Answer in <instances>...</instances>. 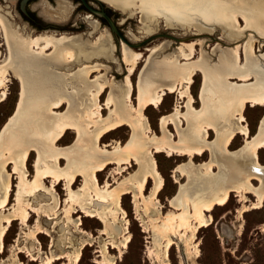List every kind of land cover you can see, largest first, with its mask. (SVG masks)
I'll return each instance as SVG.
<instances>
[{
    "label": "bare ground",
    "instance_id": "6f19581e",
    "mask_svg": "<svg viewBox=\"0 0 264 264\" xmlns=\"http://www.w3.org/2000/svg\"><path fill=\"white\" fill-rule=\"evenodd\" d=\"M103 1L127 13L128 16L134 13V8H138L143 17L151 22V25L147 23L144 28L146 33L154 31L159 19H163L168 27L178 26L185 30L190 25H195L207 31L215 29L218 25L226 30L228 35H233L230 36L232 39H236L239 36L238 27L241 26L239 18H244L247 25L256 28L258 34H264L262 5L264 1L261 4V0H138L139 5L136 4V0ZM88 26L95 30L99 24L95 20H90ZM0 30L4 34L9 51L6 63L0 64V87L6 85L7 74L11 71L24 88L17 102L16 114L9 117L0 131V253L3 251V236L15 218H19L22 225H27L31 216L30 211L37 212L36 230L32 228L27 232L31 239L37 241L39 239L37 234L43 232L39 220L45 215L39 211V207L29 205V201L22 203L20 196L17 195L16 205L7 213H3L1 209L8 204L11 190L10 173L3 174L9 163L13 164L12 173H18L20 183L30 186L29 194L33 197L38 196L36 193L41 189L55 193V184L64 180L68 194L65 201L69 202L71 212L75 211V203L85 215L97 216L104 221L107 217L105 213L111 212L114 220L121 221L125 233L122 239L123 247L130 240V234L127 215L121 205V196L130 193L136 207L139 206L137 199H142L145 213L149 211L147 206L149 199L159 214L157 193L164 184L153 152L164 151L168 155H186L188 162L177 166L183 173L189 170L188 166L194 165L193 158L196 155H202L205 151L210 154L207 161L195 167L204 169L203 188L210 189L211 195L202 199L197 194V205L193 204V212L188 207L189 203L187 205L189 201L187 198L171 199L177 206L184 208L179 226L189 229L190 238H195L199 227L211 224L212 217L205 211H210L217 205H224L231 191L240 195L244 202L248 201L245 193H251L255 197V201L249 202L248 205L244 204L239 213L258 209L263 205L264 164L258 159L257 153L264 147V116L260 119L255 134H250L243 114L247 103L264 106V55L257 54L256 57H251L255 56V33L249 35L243 45L236 41V45L230 51L222 50L219 64L216 66L208 64L205 56L199 62H191L195 45L193 42L182 43L176 51L168 54L160 63L157 62L147 77L144 79L139 77L138 102L134 106L130 97L133 86L131 76L143 57L142 52L134 51L122 42L120 63L126 66L125 76L120 79L121 81L107 77L106 73L113 70V66L94 59L99 57L113 59L117 63L116 73L121 74L122 69L114 56L115 44L108 32L99 34L92 41L83 38L81 34L44 32L29 35L24 28H19L2 13H0ZM242 48L246 56L243 66L240 65L239 60ZM156 50L157 46L151 47L149 54ZM247 53L251 56H247ZM148 58L145 57V60L148 61ZM70 64H78V67L71 72L60 70ZM101 70L104 73L100 74ZM95 71L99 74L91 78L90 73ZM153 71L157 75L156 79L151 74ZM197 72H201L203 76L200 92L203 105L200 109L194 108V97L189 91L190 85L194 82L193 76ZM172 77L174 81L165 85L154 81L168 80ZM253 77L255 82L250 85L237 84L229 80L249 81ZM77 85L80 87L76 88ZM69 88L72 91H69ZM107 88L109 92L104 104L109 111L104 116L99 99ZM177 89L180 97L187 98L186 112L181 113L176 104L173 111L161 115L159 124L162 136H157L151 132V126L143 111L150 105L161 104L164 95ZM74 92L78 95L76 96L78 99L76 98L77 101L73 103L67 95ZM0 96V100L6 96L4 89ZM22 103V113L17 116V110ZM65 103H68L65 112L59 114L52 112ZM182 118L186 121V127L180 128L179 131ZM169 123L174 124L178 130L177 140L171 132L169 133ZM16 124L20 125L19 129L11 127ZM124 125H129L131 128V135L124 145L117 141L109 150L106 148L109 146L107 142L100 144L103 136ZM8 126L15 132H8ZM71 129L76 133L74 143L70 146H59L63 136ZM210 130H213L215 135L212 140L209 139ZM237 134L243 135L244 143L238 149L230 150L229 145ZM34 149L37 150L36 173L30 181L26 159L29 150ZM62 159L66 160L64 166H61ZM131 162L137 164L136 170L119 180L114 176L110 179L109 173L107 179L100 185L98 172L103 171L108 164L115 163L118 166V173L127 168ZM192 173L191 171L189 177L194 178ZM77 176L83 177V183L74 190L73 184L77 181ZM46 177L52 178V184L48 188L43 183ZM149 179H152L153 185L149 193L145 194ZM253 179L257 181L256 184L252 182ZM205 193L208 194V191ZM53 196L55 205L57 206L58 203L60 205L57 196L55 194ZM189 220L193 222L189 223ZM73 222L75 227H79L78 217ZM91 239L92 237L87 236L86 233V240ZM87 243L91 242L85 241L75 247L73 264L80 259L81 249ZM171 244L172 239L167 235L164 238L162 251L158 250L166 264H168L167 251ZM25 249L32 256L30 249L27 247ZM101 249L103 253L107 252L105 244ZM41 250L37 253L40 254ZM60 257L61 255L57 254L46 255V259H42L41 264H50ZM11 259L14 260L12 257ZM115 259L116 257L113 256L108 260V264H114ZM98 261V264L103 263Z\"/></svg>",
    "mask_w": 264,
    "mask_h": 264
},
{
    "label": "rangeland",
    "instance_id": "374dc122",
    "mask_svg": "<svg viewBox=\"0 0 264 264\" xmlns=\"http://www.w3.org/2000/svg\"><path fill=\"white\" fill-rule=\"evenodd\" d=\"M40 1L41 0H35L33 4H38ZM68 1L71 2L73 8L65 22H53L47 20L42 16L40 7H36V5L30 7V10L37 21L43 24L51 23L53 25H58L56 27L38 29L31 24H28L25 21V18L20 14L17 0H0V13L6 15L8 19L15 23L19 28H24L26 34L29 35H36L44 32L54 34L65 33L70 35L81 34L83 38L92 41L99 34L108 32L115 44L114 56L118 63H120L121 44L122 42H125L117 34L111 32L104 19L84 7L80 0ZM262 1L264 0H261V4ZM48 2L50 5L56 6L57 0H49ZM87 3L98 10L102 5L104 10L107 11L109 16H111L115 22L120 34L129 44L139 43L150 35L164 34L163 36L153 38L152 40L143 43L139 47H132L125 43L128 47L130 46V49L141 51L143 55L131 76L133 86L131 88L130 97L132 99L131 104L134 106H136L138 102L139 77L143 79L147 77L150 74V70L154 68L153 66H155L157 62L160 63L168 54H172V52L176 51L184 42H193L195 45L193 53L194 57L190 60L191 62H199L205 56L208 64L216 66L219 64L222 50L230 51V49L236 45V41L243 45L249 35L255 33V56H251L250 53H247V56L250 55L251 57H256L257 54L261 56L264 55V34H258L256 28L247 25L244 18H239V24H241V26L238 27L237 33H239V36L236 39H232L230 36L233 35H228V32L218 25L215 29L213 28L207 31L199 29L195 25H190L187 27V30H185L178 26L168 27L163 19H159L154 31L146 33L144 28L147 23L151 25V22L143 17V14L138 8H134V13L131 16H128L127 13L122 12L103 0H87ZM139 3L140 2L136 0V4L139 5ZM262 5L264 6V4ZM88 20L97 21L99 27L95 30L92 29L88 26ZM155 46H157V50L154 51V53L152 52L149 54V49ZM49 52L50 50L47 51V53ZM8 57V47L4 34L0 30V64L6 63ZM145 57H149L148 61L145 60ZM245 59L246 56L242 48L239 59L241 61V66L245 64ZM94 60L113 66V70L111 69V71L106 73L107 77H110L111 79L114 77V80L116 81H121L124 78L126 73V66L124 63H120V67L123 70L121 69V74H117L115 71V65L117 63H115L113 59L109 60L99 57ZM179 60L183 62L182 59ZM148 64L149 66H147ZM77 67L78 64H70L69 66L60 68V70L62 72H71ZM91 73V78L99 74L98 71ZM101 73H104V71L101 70L100 74ZM154 73L155 71L151 74L156 79L157 75ZM7 75L8 81L5 82L6 85L2 88L0 87L1 92L2 89L6 92L4 99L0 100V131L9 117L16 114L17 102L21 96L22 89L24 90L20 80L16 78L11 71H9ZM172 78L168 80L154 81L161 85H165L174 81V77ZM229 80L237 82V84L250 85L255 82V77L249 81H238L236 79ZM193 81L194 82L189 87V91L190 93L192 92L191 95L194 97V108L200 109L203 105L200 98L203 83L202 73L197 72L193 76ZM78 87L80 86L77 85L76 88ZM178 90L179 89L171 93L168 92L163 96L161 104L157 106L150 105L143 111L146 115V120L151 126V132L157 136H162L159 124L161 115L173 111L176 104L181 113L186 112L185 102L187 98L180 97ZM69 91H72V89L69 88ZM108 92L109 88L105 90L99 99L100 105L103 107L102 110L104 116H106L109 111L104 104ZM67 96L73 103L78 99V95L75 92L68 93ZM22 106L23 103L21 104L20 109L17 110V116L22 113ZM67 108L68 103H65L60 108L53 109L52 112L55 114L63 113ZM243 111L246 124L249 127V133L255 134L258 123L264 116V106H253L247 103ZM182 119L183 122L178 128L179 131L181 130L180 128L186 127V121L184 118ZM11 127L19 129L20 125L18 126L16 124ZM7 130L8 132H15L9 126L7 127ZM168 130L169 133L171 132L174 139L177 140L178 130L175 125L169 123ZM130 135L131 128L129 125H124L123 127H119L103 136L100 140V144H105L107 142L109 146L106 148L110 150L112 144L117 143V141L124 145ZM214 137L213 130H210L209 139L212 140ZM75 139L76 133L71 129V131L69 130V132L63 136L62 140L59 142V146H70L74 143ZM243 143V135L237 134L229 145V149L236 150L241 147ZM152 154L158 165L157 167L163 176V188L157 193L160 215L153 202L149 199L147 200L149 211L145 213L142 208V206H144L142 199H137L136 202L139 206L137 205L138 207H136V203L133 201V197L130 193L121 196V205L127 215L128 233L130 234V240L125 247L122 246V239L125 236V233H123L121 221L117 218V220H114L111 212L105 213V216H107L105 217L106 221L97 216L85 215V212H82L76 203L74 204L75 211L71 212L69 202L67 203V201H65L68 194L64 180L55 184V193L41 189L36 193L38 196L36 195L33 197L29 194L31 190L30 186L20 183L18 173H12L13 164L9 163L3 174L6 175L10 173L9 179L11 182V190L9 193L8 204L4 209H1L3 213H7L11 210L12 207L16 205V197L20 196L22 203L29 201V205L35 206V208L39 207V211L41 213L43 212L45 215L39 220L43 232L37 234V239L39 238L37 241L31 239L32 237L27 233L32 230V228L33 230H36L35 225L38 219L37 212L30 211L31 216L27 225H22L19 218H15L12 221L6 230L5 236H3V251L0 253V264H2V262L3 264H41L42 259L45 260L46 255L51 254L61 255V257L55 259L50 264H73V251L75 247L85 241L91 243H87L81 249L80 259L75 264H98V260L103 261L102 264H108V260L113 256L116 257L114 264H166L161 252L158 250L160 249V251H162L164 238L167 235L172 239V244L167 251L168 264H264V201L263 205L258 209H251L239 213L243 208V205H248L249 202L255 201V197L251 193H245L248 201L244 202L240 195L236 194L235 191H231L229 199L224 205H217L210 211H205L207 215L210 214L212 217L211 224L199 227L196 231L195 238H190L189 229H186L184 226H179V223L182 220L181 215L184 214V208L183 206H177L175 201H171V199L173 197L179 199L187 198V200H189L187 201V205L189 203L188 207L190 211L192 210L191 212H193V204L197 205V194L200 195L202 199H206L211 195L210 189L203 188L204 179H202V171H204V169L195 167L197 164L207 161L210 154L208 151H205L202 155H196L193 158L194 165H191L192 167L188 166L187 169L189 170L185 173L180 171L177 166L180 163L185 164L188 162V157L186 155H168L164 151L153 152ZM257 154L260 162L264 164V147L259 149ZM96 157L97 156H95V158ZM36 160L37 150H29L26 159V166L27 175L30 181L33 180L36 173ZM65 163L66 160L62 159L61 166H64ZM137 167V164L131 162L127 168L117 173L118 166L115 163H110L103 171L98 172V181L100 185H102L107 179L109 173L111 174V177H109L110 179L114 176L116 180H119L123 176L136 170ZM214 170H216V167H214ZM191 171L193 172L192 175L194 178L191 176L189 177ZM43 181L47 188L52 184L51 177H46ZM252 182L256 184L257 181L253 179ZM82 183L83 177L77 176V181L73 184V189L76 190L82 185ZM114 184L115 183H113V185ZM152 185L153 181L152 179H149L145 187V194L149 193ZM207 191L208 194L205 193ZM54 194L57 196L58 201H60V205L59 203L57 206L55 205V198H53ZM77 217L80 219L79 227H75L73 222ZM191 222H193V220H189V223ZM106 225H108V227ZM78 230L80 231L78 232ZM85 232L87 233V236L90 235L92 237L91 240H86ZM103 244L107 247V252L104 253L101 249ZM25 247L30 249L32 256L25 251ZM39 250H41V255L37 253ZM11 257L16 261L12 260Z\"/></svg>",
    "mask_w": 264,
    "mask_h": 264
},
{
    "label": "flooded vegetation",
    "instance_id": "af4514ba",
    "mask_svg": "<svg viewBox=\"0 0 264 264\" xmlns=\"http://www.w3.org/2000/svg\"><path fill=\"white\" fill-rule=\"evenodd\" d=\"M17 1H18V9L20 11V14L25 18V21L28 24H31L32 26H34L35 28H38V29H43V28H47V27H56L58 25H53L51 23L43 24V23L37 21L36 18L34 17V14L30 10V7L35 6V5H36V7H40V9H41L40 12H41L42 16L45 19L53 21V22H65L68 19L69 15L72 11V8H73L71 2L68 0H57L56 6L50 5V3L48 2L49 0H41L38 4H33L35 0H27L26 4L24 6L25 11H23L20 7L21 6V0H17ZM80 2L84 6V4L82 3L81 0H80ZM86 2H87V0H86ZM99 10H104V7L100 6ZM105 12H107V11H105ZM102 19H104V18H102Z\"/></svg>",
    "mask_w": 264,
    "mask_h": 264
},
{
    "label": "water",
    "instance_id": "95a60500",
    "mask_svg": "<svg viewBox=\"0 0 264 264\" xmlns=\"http://www.w3.org/2000/svg\"><path fill=\"white\" fill-rule=\"evenodd\" d=\"M82 3L84 4V6L89 9L92 13H95L96 15L102 17L105 19V21L107 22L111 32L113 34H117L127 45H130L132 47H139L140 45H142L143 43H146L150 40H152L153 38L156 37H160L163 36L164 34H154V35H150L149 37H147L145 40L139 42V43H135V44H129L126 42V40L123 38V36L120 34L119 30L117 29L115 22L113 21V19L111 18V16H109V14L107 12H105L104 10H98L95 9L93 7H91L90 5H88V3L86 2V0H81ZM27 0H21V9L23 11H25V4H26ZM102 6V5H101Z\"/></svg>",
    "mask_w": 264,
    "mask_h": 264
}]
</instances>
